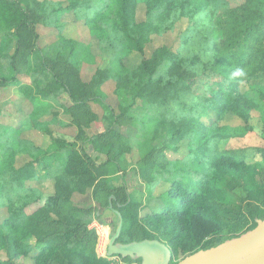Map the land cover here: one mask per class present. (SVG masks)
Instances as JSON below:
<instances>
[{
  "label": "trees",
  "instance_id": "1",
  "mask_svg": "<svg viewBox=\"0 0 264 264\" xmlns=\"http://www.w3.org/2000/svg\"><path fill=\"white\" fill-rule=\"evenodd\" d=\"M28 1L0 0V33L7 46L15 38L12 54L0 52V86L15 80L16 74L24 69L31 83L18 85L16 101L28 103V115L37 120L38 114H46L62 92L72 100L68 110L87 109V101L103 95L100 84L110 78L115 81L120 106L117 115L111 108L106 115L111 124L131 119L136 134L132 139L126 138L112 128L97 133L92 138L95 145L109 143L103 162H94L81 148L69 147L66 160L57 166L59 151L65 146L63 140L55 138L50 148L43 150L19 141L16 131L9 130L10 137L0 146V164H8L6 172V165L0 169V196L4 189L11 193L4 197L7 214L0 220V250L6 254L0 264H17L15 258L26 255H30L32 264H110L108 258L95 253L96 233L88 227L91 214L78 210L79 213L66 219L62 205L68 201V189L78 190L81 179L123 172L129 163L125 150L133 146L141 152V174L150 187L158 181L165 185L156 204L148 206L143 215L136 205L116 200L115 209L122 216L117 241L158 239L170 248L174 264L180 260L179 256L240 235L253 228L256 219L264 218V167L251 163L243 150L217 144V139L226 135L217 126V120L228 112L244 122L254 108L264 114V88L242 89L243 82L256 73H261L264 79V0H245L227 12L228 23L224 20L213 36L215 49L218 36L224 35L221 50L217 51L215 63L210 62L201 73L194 67L201 61V55L193 56L185 64V58L178 52L160 46L133 70L127 69L119 56L113 57L110 66L97 69L90 82L79 78L80 66L89 55H76L75 40L58 34L52 46H39L37 21L22 7ZM138 2L146 4V18L142 21L135 16ZM188 4L189 0H101L95 16L87 23L90 31H106L110 25L130 38L143 53L149 35L159 32V21L168 18L175 9L187 14L191 11ZM77 5L74 1L71 8ZM84 6L88 8V4ZM215 6L211 11H215ZM197 84L204 86L205 91L191 90ZM185 97L198 101L191 103ZM138 98L151 100L157 109L135 110ZM210 111L216 122L207 124L202 117ZM183 139L188 140V157L200 165L209 163V169L167 166L164 151L177 149V142ZM18 145H24L32 160L14 168L11 160ZM256 152L263 160L264 147ZM51 167L55 170L51 171ZM38 172L55 176V190L43 198L39 208L27 213L26 208L41 198L39 194L31 195L34 190L27 185ZM240 190L260 204L249 202L239 194Z\"/></svg>",
  "mask_w": 264,
  "mask_h": 264
},
{
  "label": "rangeland",
  "instance_id": "2",
  "mask_svg": "<svg viewBox=\"0 0 264 264\" xmlns=\"http://www.w3.org/2000/svg\"><path fill=\"white\" fill-rule=\"evenodd\" d=\"M78 4L71 8L72 3ZM245 0H189L191 11L181 14L178 9L172 11L168 18L160 20V29L157 33H151L149 40L140 53L135 44L124 33L114 30L110 25L106 31L95 29L90 31L87 20L95 16L98 4L101 0H29L22 4L23 9L28 13L32 20L37 21L36 31L40 34L39 46H52L58 34L66 36L76 41L75 53L78 57L89 55L80 66L79 78L82 82L93 80L97 69H106L115 56H119L123 65L129 69H135L143 59L148 58L154 49L160 46H167L172 51L178 52L185 58V64L195 55H201V61L195 65L196 71L201 73L211 62L213 65L216 60L219 45L224 39V35L218 36L217 47L213 41L216 35V28L226 20L227 12L242 4ZM217 2V3H216ZM84 4H88L85 8ZM216 4L215 11L211 7ZM219 5V6H217ZM145 2H138L135 5V16L137 21L146 18ZM231 20V19H230ZM105 28L106 24L103 25ZM15 49V38L7 46L3 34L0 33V52L12 54ZM205 64L201 65V62ZM30 84L31 77L24 69L16 74V79L8 84L0 86V146L6 143L9 130L16 131V138L19 141H26L30 144L48 150L55 138L65 142V146L60 149V158L57 166L62 164L67 157V148H81L96 162H103L106 158L108 146L95 145L92 138L100 132L113 129L126 138H134L136 128L132 125L131 119L123 120L121 124H111L108 119V108L114 114L119 113L120 101L115 94V81L107 78L100 84V91L103 95H97V99L87 101L88 108L77 111L68 110L72 105V100L66 92H62L57 101H52V106L44 115L38 114L37 120L32 119L28 112V103H18L15 91L19 84ZM264 79L261 73H256L243 82V90H262ZM191 90L196 93L205 91L202 85H192ZM174 95V93H173ZM188 102H197L195 98L185 97ZM135 110L157 109L156 105L146 98H138L133 106ZM176 110L180 107L176 106ZM153 111V110H152ZM105 115V116H104ZM207 124H211L216 117L212 111L207 116L202 117ZM217 126L221 127L226 133L221 139H217V144L223 148L239 149L245 151L247 159L257 162L264 167V159L258 148L264 147V114L259 109L250 111V118L244 122L239 116L228 112L222 119L217 120ZM213 133V131H211ZM10 140V139H9ZM115 143V141H112ZM133 143V141L131 142ZM133 145V144H132ZM175 150L164 151V161L171 169L182 166L192 169H209V163L202 165L190 159L188 153V140L178 141ZM5 152V150H4ZM16 154L12 157L11 164L14 168H19L32 160L24 145H18L15 149ZM2 148H0V155ZM125 157L128 165L123 172L115 174H105L94 179H81V184L77 188L68 189V201L62 205V214L66 219L73 214L79 213L78 210H87L92 216L88 227L93 228L96 233L94 245L95 253L98 256L106 257L109 260L113 256H107V243L115 232L119 217V211L115 209V202L136 205L140 214H145L150 205H155V200L159 197L164 182L158 181L150 187L149 181L144 179L141 174L143 169L141 152L136 146L130 150H125ZM6 163H8L6 161ZM6 165L0 164V169ZM8 164L4 168L6 172ZM51 171L55 167H51ZM1 172V171H0ZM34 190V194L41 196L40 200L32 203L26 208L27 213H31L35 208H39L43 203V198L52 195L55 190V176L50 172L36 173L27 182ZM239 194L255 205H259V200L252 198L247 192L240 190ZM11 195L9 189H4L0 196V220L7 214V203L5 196ZM118 198H115V196ZM15 200H18V196ZM120 214V213H119ZM180 259L183 257L179 256ZM6 254L0 250V259H5ZM118 259V258H117ZM124 264H140L139 259L119 258ZM17 264H32L30 255L15 258ZM131 262V263H129Z\"/></svg>",
  "mask_w": 264,
  "mask_h": 264
},
{
  "label": "water",
  "instance_id": "3",
  "mask_svg": "<svg viewBox=\"0 0 264 264\" xmlns=\"http://www.w3.org/2000/svg\"><path fill=\"white\" fill-rule=\"evenodd\" d=\"M107 243V256L139 259L140 264H171L170 248L158 239L122 243L117 241L122 216ZM253 228L215 246L199 249L174 264H264V218L256 219Z\"/></svg>",
  "mask_w": 264,
  "mask_h": 264
},
{
  "label": "built area",
  "instance_id": "4",
  "mask_svg": "<svg viewBox=\"0 0 264 264\" xmlns=\"http://www.w3.org/2000/svg\"><path fill=\"white\" fill-rule=\"evenodd\" d=\"M118 258V259H117ZM119 258H122V257H119L118 255H115L114 256V258H112L111 260H110V264H124L123 262H126V261H122V262H120L119 261ZM123 259V258H122ZM129 263H131V262H129ZM134 264H135V262H133Z\"/></svg>",
  "mask_w": 264,
  "mask_h": 264
}]
</instances>
